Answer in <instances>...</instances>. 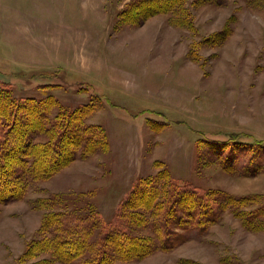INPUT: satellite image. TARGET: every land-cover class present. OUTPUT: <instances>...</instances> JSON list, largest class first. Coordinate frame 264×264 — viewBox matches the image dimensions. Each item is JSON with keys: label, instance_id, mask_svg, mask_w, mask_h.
<instances>
[{"label": "rangeland", "instance_id": "rangeland-1", "mask_svg": "<svg viewBox=\"0 0 264 264\" xmlns=\"http://www.w3.org/2000/svg\"><path fill=\"white\" fill-rule=\"evenodd\" d=\"M0 90L99 133L76 130L68 161L0 200V264H81L34 253L54 212L146 241L107 264H264V149L230 142H264V0H0ZM144 179L210 193L216 222L172 223L184 242L162 247L163 215L129 199Z\"/></svg>", "mask_w": 264, "mask_h": 264}, {"label": "trees", "instance_id": "trees-1", "mask_svg": "<svg viewBox=\"0 0 264 264\" xmlns=\"http://www.w3.org/2000/svg\"><path fill=\"white\" fill-rule=\"evenodd\" d=\"M177 2L179 0H164L166 5ZM155 5L164 4L160 1L148 6L151 8ZM47 107L45 102L33 98L20 102L5 90H0V200L3 202L23 195L30 180L47 178L68 161L72 144L79 137L76 130L80 131V136L87 142L99 140V133L93 128H78L74 114L51 120ZM37 135L46 136L48 141L33 143ZM230 142L241 147L264 149V142L257 139L242 140L239 135L231 136ZM139 184L129 199L136 201L139 207L152 209L163 215L153 228L158 237L162 238L161 245L164 248H173L184 242L182 234L173 230L172 223L181 229L191 225L190 227L205 230L209 223L216 222L218 218L216 203L208 192L177 185L168 186L165 191L153 186L148 179L141 180ZM132 214L135 213L126 215L130 221L134 217ZM102 223L104 234L98 242H90L91 233ZM44 225L51 236L40 240L34 253L48 249L56 255L63 253L65 257L74 259L86 251L87 257L81 264H107L108 259L112 261L109 249H120L127 254L130 250L139 249L140 254L144 253L141 257L149 253L146 241L143 243L140 238L127 233L123 226L115 225L110 228V224L95 216L78 218L70 212H54L46 215ZM31 250L32 248L26 253L27 258L31 255Z\"/></svg>", "mask_w": 264, "mask_h": 264}]
</instances>
